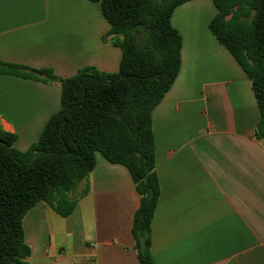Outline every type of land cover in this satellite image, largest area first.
Segmentation results:
<instances>
[{
	"label": "crops",
	"instance_id": "crops-1",
	"mask_svg": "<svg viewBox=\"0 0 264 264\" xmlns=\"http://www.w3.org/2000/svg\"><path fill=\"white\" fill-rule=\"evenodd\" d=\"M213 0L177 5L181 65L151 112L160 185L151 223L155 264H264V144L250 80L209 29ZM90 0H0V60L70 77L116 72L121 51ZM58 83L0 76V129L13 147L38 140L60 108ZM88 192L61 217L37 202L23 218L33 264H140L132 223L140 197L128 169L96 153Z\"/></svg>",
	"mask_w": 264,
	"mask_h": 264
},
{
	"label": "trees",
	"instance_id": "trees-1",
	"mask_svg": "<svg viewBox=\"0 0 264 264\" xmlns=\"http://www.w3.org/2000/svg\"><path fill=\"white\" fill-rule=\"evenodd\" d=\"M109 24L103 35L121 51L116 72L86 66L70 77L50 68L0 60V76L58 83L60 108L37 141L13 147L14 133L0 129V264H33L23 218L37 202L61 217L89 189L96 153L124 165L139 194L132 223L140 264H155L151 223L160 185L155 171L151 112L175 81L182 40L171 25L174 8L189 0H90ZM209 29L247 74L260 118L254 137L264 144V0H213Z\"/></svg>",
	"mask_w": 264,
	"mask_h": 264
}]
</instances>
